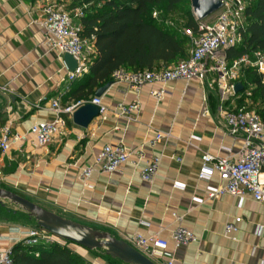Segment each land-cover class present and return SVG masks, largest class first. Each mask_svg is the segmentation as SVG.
I'll list each match as a JSON object with an SVG mask.
<instances>
[{"label":"crops","instance_id":"1","mask_svg":"<svg viewBox=\"0 0 264 264\" xmlns=\"http://www.w3.org/2000/svg\"><path fill=\"white\" fill-rule=\"evenodd\" d=\"M59 1L0 0V127L10 123L12 133L24 135L0 152V185L129 244L135 233L157 234L167 240V247L160 255L143 253L156 264H264V233L256 231L264 224V203L246 196L238 206L230 194L210 199L207 191L221 184L217 173L209 180L198 179L206 153L237 159L243 151L242 140L227 133L221 111L239 108L241 95L235 93L242 88L240 79L241 87L224 95L214 72L204 80L146 83L138 91L125 81H113L100 96L104 118L97 116L82 127L72 114H63L62 133L47 145L38 144L29 128L56 118L49 100L57 98L62 106L74 102L78 92L72 90L83 77L68 80L64 54L51 49L41 26L32 23L41 20L43 5ZM93 52L90 42L83 55L90 61ZM217 56L232 61L226 50ZM171 64L159 62L156 67ZM161 90L162 97L152 95ZM131 102L139 104V112L128 118L117 106ZM156 132L164 136L152 142ZM119 143L141 157H131L115 172L94 170L85 181L80 179L81 168L91 165L105 144ZM153 156H160L158 171L144 182L140 170ZM139 220L150 226H141ZM226 224L236 230L225 233ZM178 226L190 230L194 240L176 246L171 232ZM17 227L27 229L0 220L1 250L15 244L8 238L18 235Z\"/></svg>","mask_w":264,"mask_h":264},{"label":"built area","instance_id":"2","mask_svg":"<svg viewBox=\"0 0 264 264\" xmlns=\"http://www.w3.org/2000/svg\"><path fill=\"white\" fill-rule=\"evenodd\" d=\"M221 6L210 21L197 20V30L185 29V35L190 41V50L185 58H182L170 66L158 67L150 70L126 71L116 70L113 81H125L130 88L138 91L144 84L151 82L168 83L177 80L188 81L192 78L204 80L208 72H214L215 82L218 84L220 94L234 93V84L240 79L242 68L250 65L261 75L264 82V52L256 51L253 58L248 55L226 61L224 57L217 56L219 51L241 43L246 26L244 11L248 0H220ZM75 16L80 18L83 13L80 8L74 9ZM41 20L37 22L43 29L45 43L61 54L69 53L76 60V68L68 72V80L73 81L88 71L89 61L84 57V49L90 43L80 36L81 26L74 20L72 12L67 11L57 2H49L41 7ZM156 16V13H153ZM208 61L213 64L208 66ZM164 90L152 93L156 98L162 97ZM91 102L99 107L98 117L104 118L106 107L102 105L100 97L93 96L90 100H77L62 106L57 98L49 100V106L56 112V118L51 121L32 124L29 132L34 134L38 144L47 145L56 134L62 133L66 121L63 114L71 115L79 106ZM120 114L130 118L131 114L139 112V104L131 102L118 104ZM226 130L234 138H240L243 142V151L237 159L228 156L218 157L206 153L201 162L198 179L209 180L215 172L221 182L217 187H211L207 191V197L216 198L222 194H230L237 198L238 206H241L245 197L250 196L255 201L264 203V121L260 115L252 109L240 107L236 110H221ZM164 134L156 132L152 142L160 140ZM24 135L11 132L10 123L0 127V152H6L10 144ZM131 157L140 158L139 152L125 148L119 144H105L101 151L94 157L93 163L81 168L80 179L85 181L94 171L112 173L129 161ZM177 160H181L176 157ZM160 156H153L147 160L140 170L141 180L151 181L158 171ZM177 187V184H174ZM176 219L179 216L174 214ZM139 224L149 227L146 220H139ZM233 224L224 226L225 233L235 231ZM257 233H264V224L257 226ZM17 236L9 237L11 241L22 242L27 245L40 243L49 244L56 242L57 237L34 227L21 229L17 227ZM171 239L176 246L188 244L194 240V234L178 226L171 232ZM130 245L148 256L160 255L167 247V240L157 234L145 236L135 233L131 236ZM0 264H14L11 247L0 249ZM167 264H172L171 261Z\"/></svg>","mask_w":264,"mask_h":264},{"label":"trees","instance_id":"3","mask_svg":"<svg viewBox=\"0 0 264 264\" xmlns=\"http://www.w3.org/2000/svg\"><path fill=\"white\" fill-rule=\"evenodd\" d=\"M184 1L71 0L70 8L81 7L83 13L77 20L81 26L80 36L89 40L95 48V52L89 55L91 60L88 71L72 90L74 95L78 92L75 101L91 99L97 88L109 81L113 82L112 75L118 69L150 70L157 68L156 64L159 62L174 63L185 58L188 54V37L165 26L162 15L153 10L157 6H163L165 12H173ZM244 16L246 26L243 39L237 46L226 49L227 59L233 60L243 55L253 58L254 52H264V0H248ZM185 27L197 30V20L192 14ZM240 81L242 88L235 94L242 95L251 87L250 96L258 104L254 109L244 103L238 107L255 110L264 121V82L261 75L254 67L247 65L242 68ZM23 213L37 227L36 221L30 219L26 212ZM9 216L19 218L16 212L5 210L3 221ZM38 245L22 242L13 244L11 251L14 264H85L84 259L70 247L69 241L65 244L52 242ZM109 258L125 264L118 259Z\"/></svg>","mask_w":264,"mask_h":264},{"label":"water","instance_id":"4","mask_svg":"<svg viewBox=\"0 0 264 264\" xmlns=\"http://www.w3.org/2000/svg\"><path fill=\"white\" fill-rule=\"evenodd\" d=\"M190 2L192 12L198 21L203 20L221 6L220 0H190ZM63 59L69 71L76 68V60L69 53H64ZM112 83V81H109L97 88L94 96L100 97ZM240 87V82H236L234 91H237ZM98 114L99 107L91 102H86L73 111L72 120L76 125L87 127ZM0 199H6L17 205L28 214L30 219L36 221L38 228L58 239L69 241L71 244L88 250L103 248L106 255L125 264H156L132 245L116 238L110 232L65 218L10 189L0 187Z\"/></svg>","mask_w":264,"mask_h":264},{"label":"rangeland","instance_id":"5","mask_svg":"<svg viewBox=\"0 0 264 264\" xmlns=\"http://www.w3.org/2000/svg\"><path fill=\"white\" fill-rule=\"evenodd\" d=\"M62 6L65 10L72 12V15L74 16V20L77 22L78 18L75 16L74 8H70V1L60 0ZM81 9V7H80ZM153 10H155L158 14L162 15V18L164 19L165 26L170 27L172 30L178 31L179 34L185 35V24L189 18V16L193 14L192 7L190 0H185L183 4H181L179 7H177L173 12H165L163 6H157ZM217 11V10H216ZM213 12L203 20L210 21L213 15L216 13ZM195 18V16H194ZM202 20V21H203ZM183 36V35H182ZM237 46V45H236ZM188 48H190V41H188ZM250 88H247L242 95L240 96V104L244 103L245 105L250 106L251 108H256L258 101H255L253 97L250 96ZM5 210H9V212H16L19 216L18 219H15L14 217H7L6 221L13 224H19L22 226L27 227V229L34 228L35 222L33 220H27L25 218V214L23 211L15 204L9 202L6 199H0V220H5L4 214ZM56 242L60 244H65L66 241L61 239H56ZM38 246L46 245V243H43L42 241L38 243ZM70 247L78 253L76 250H79L82 252L79 255L84 259L85 264H121L118 261L112 260L109 257L105 255V251L103 248L94 249V250H87L83 247L74 245L70 243Z\"/></svg>","mask_w":264,"mask_h":264}]
</instances>
